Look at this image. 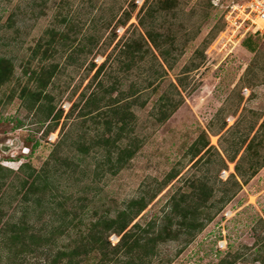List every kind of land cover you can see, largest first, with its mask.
I'll return each instance as SVG.
<instances>
[{
    "label": "rangeland",
    "instance_id": "1",
    "mask_svg": "<svg viewBox=\"0 0 264 264\" xmlns=\"http://www.w3.org/2000/svg\"><path fill=\"white\" fill-rule=\"evenodd\" d=\"M249 3L0 0V59L12 65L11 76L0 83V165L17 169L30 162L40 169L65 140L60 155L73 164L55 175V201L69 197L68 206H87L80 211L85 220L157 190L142 222L169 214L177 192L190 196L181 210L191 217L193 186L203 187L206 202L197 215L204 227L188 243L183 230L181 239L161 244L152 264H264V35L246 32L250 22L241 6ZM143 16L161 35L172 69L148 40ZM135 42L145 55L136 53L127 69L120 49ZM131 87L140 97L131 107L137 115L131 136L140 149L112 174L103 148L83 154L75 144L85 130L91 143L105 125L97 129L88 121L83 128L75 114L67 115L94 91L111 90L104 101L112 102L111 96ZM41 90L48 97L36 102ZM164 97L184 102L160 123ZM52 107L54 113L63 110L57 125L48 117ZM252 161L257 173L246 181L236 164L248 169ZM171 173L175 177L159 189ZM119 239L111 236L113 244Z\"/></svg>",
    "mask_w": 264,
    "mask_h": 264
},
{
    "label": "trees",
    "instance_id": "2",
    "mask_svg": "<svg viewBox=\"0 0 264 264\" xmlns=\"http://www.w3.org/2000/svg\"><path fill=\"white\" fill-rule=\"evenodd\" d=\"M140 25L163 62L172 69L173 63L167 58L169 50L160 40L161 35L148 28L144 16ZM141 50V43L123 44L120 57L125 68H130L136 53L139 54ZM146 51H152L149 45ZM139 55L145 54L142 52ZM104 65L97 69L96 75ZM11 74L10 61L1 58L0 83L8 80ZM185 79H178L179 87L185 86ZM110 93L111 90L94 91L82 105L75 102L67 116L73 118L75 114L83 128L88 125V121H92L97 129L101 124L105 125L102 132L92 136L91 143L86 140L88 135L85 130L80 135L82 140H77L75 144L83 154H88L95 146L103 148L105 154L102 161L109 163L111 173L116 174L127 166L140 149L138 138L131 136L134 130L132 123L137 119L131 107L139 103L140 97L135 96L136 90L131 87L116 98L111 96L112 102H105ZM36 96V102L48 97L42 90ZM131 97H134L133 100H128ZM122 100L127 102L120 103ZM164 100L167 103L160 109V123L167 121L184 102L182 99L177 102L165 97ZM102 101L105 103L102 104ZM54 111L53 107L50 108L48 117L53 116L57 125L63 110ZM53 129L50 128L48 132ZM63 143L65 140L57 145L40 169L30 162L22 163L17 169L0 165V264H152L161 244L181 239L183 230L186 231L184 242L188 243L204 227V222L197 215L205 206L206 200L201 197L204 188L195 185L193 188L197 201L193 204L194 213L191 217L181 210L182 203L189 202L190 196L185 192H177L172 198L169 214L160 221L142 222L141 214L160 191L157 190L151 195L144 191L139 197L127 201L123 208L114 212L109 208L95 220L83 219L80 211H84L87 206L73 203L70 207L67 205L69 197L55 201V175L60 171L67 173L73 164L69 155H60ZM253 162L250 163L253 169H242L241 163H237L236 174L246 181L252 178L257 173V164L254 166ZM174 177V173L169 174L159 189ZM113 234L120 237L116 244L111 240Z\"/></svg>",
    "mask_w": 264,
    "mask_h": 264
},
{
    "label": "built area",
    "instance_id": "3",
    "mask_svg": "<svg viewBox=\"0 0 264 264\" xmlns=\"http://www.w3.org/2000/svg\"><path fill=\"white\" fill-rule=\"evenodd\" d=\"M241 13L247 16L250 22L246 32L264 35V0H250L248 6H241Z\"/></svg>",
    "mask_w": 264,
    "mask_h": 264
}]
</instances>
